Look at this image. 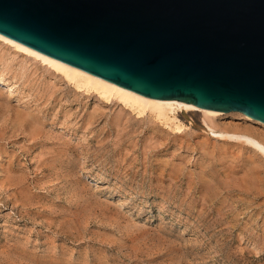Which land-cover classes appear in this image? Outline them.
Instances as JSON below:
<instances>
[{"label":"rangeland","instance_id":"rangeland-1","mask_svg":"<svg viewBox=\"0 0 264 264\" xmlns=\"http://www.w3.org/2000/svg\"><path fill=\"white\" fill-rule=\"evenodd\" d=\"M0 81V264H264V156L226 137L264 123L177 133L1 40Z\"/></svg>","mask_w":264,"mask_h":264},{"label":"water","instance_id":"water-1","mask_svg":"<svg viewBox=\"0 0 264 264\" xmlns=\"http://www.w3.org/2000/svg\"><path fill=\"white\" fill-rule=\"evenodd\" d=\"M0 34L150 99L264 123V0H0Z\"/></svg>","mask_w":264,"mask_h":264},{"label":"bare ground","instance_id":"bare-ground-1","mask_svg":"<svg viewBox=\"0 0 264 264\" xmlns=\"http://www.w3.org/2000/svg\"><path fill=\"white\" fill-rule=\"evenodd\" d=\"M0 40L8 46L14 47L17 51L26 54L36 61H39L41 64L47 66L55 73L61 75L78 91H83L86 94L95 93L99 98L106 102L117 101L120 105L128 108L138 116H144L146 113H149L159 123L177 133L183 132L184 128L187 127L176 116L178 110L180 109H182L183 112H200L204 115L205 119L209 120L210 122H213V119L216 117L226 115L220 114L216 111L199 108L195 104L187 101L182 103L177 101H158L150 99L51 58L1 34ZM242 116L245 120L251 119L246 115ZM208 123L204 121V125L211 130L212 128L209 126L210 123ZM226 137L230 140H243V142L250 145L253 147V149L264 156V143L258 142L245 134H236L235 137L228 135Z\"/></svg>","mask_w":264,"mask_h":264}]
</instances>
